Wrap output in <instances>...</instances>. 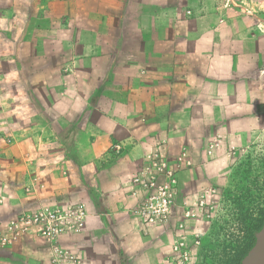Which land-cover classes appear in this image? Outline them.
Instances as JSON below:
<instances>
[{
    "label": "crops",
    "instance_id": "0c3cea01",
    "mask_svg": "<svg viewBox=\"0 0 264 264\" xmlns=\"http://www.w3.org/2000/svg\"><path fill=\"white\" fill-rule=\"evenodd\" d=\"M194 2L0 0V62H13L12 78L29 81L22 91L8 89L28 98L26 108L12 102L13 125L27 118L30 127L14 132L11 150L0 152L12 162L8 171L0 160V224L24 208L83 202L85 227L61 238L83 264H170L175 221L144 226L136 214L141 198L131 194L145 155L166 140L184 191L191 175L207 173L208 126L228 127L250 117L240 108L261 106L238 88V64L237 76L223 77L229 56L214 57L213 47L225 41L198 35V23L188 21ZM229 110L236 113L229 117ZM118 143L120 155L113 151ZM183 151L191 168L177 164ZM50 258L33 235L0 248V264H51Z\"/></svg>",
    "mask_w": 264,
    "mask_h": 264
},
{
    "label": "rangeland",
    "instance_id": "374dc122",
    "mask_svg": "<svg viewBox=\"0 0 264 264\" xmlns=\"http://www.w3.org/2000/svg\"><path fill=\"white\" fill-rule=\"evenodd\" d=\"M194 3L197 6L192 4L188 8L191 11L188 21L198 23V35H210L220 44L221 40L222 43L225 41L223 46H216L214 42L213 47L214 57L217 54L221 57V53L229 56L228 60L223 59L229 61L231 68L227 70L229 75L225 72L223 77L237 76L234 64H238L244 77L238 88L244 87L250 100L258 98V104L261 105L258 107L259 115L252 116V112L258 108H254L256 106L253 107V102L250 101L252 105L249 109L238 110L239 114L243 111L250 114V117L234 121L228 127H217L215 123L208 126L207 129L212 132L207 134L211 139L205 143L206 159L203 162L208 167L207 173L191 175V179H187L186 190L182 191L179 198L181 204L185 197L192 200L199 198L200 193L204 191H220V196L211 198L215 200L212 204L215 208L213 220L207 223L203 213V218L198 224V230L204 238L202 245L195 250L191 264H233L242 250V245H245V248L247 242L253 237L255 239L260 231L254 232L250 238L251 230L248 225H252V220L256 219L254 215L258 208L256 203L259 194L261 199L264 197V0H195ZM193 6L198 9L197 14H194ZM242 38L245 39L244 43L238 44ZM1 44L2 42L0 57L3 50ZM238 52L244 57L235 58L234 55ZM255 55L260 57L258 61H254ZM13 66L11 61L0 62V152L9 148L11 150L14 132L27 134L30 129L27 118H21L19 125H13L12 102L18 101L26 108L28 98L27 94L22 92L10 94L8 89L15 87L22 91L29 85L27 78H12ZM37 82L36 85H40V79ZM22 111L27 112L26 109ZM233 112L235 111L229 110L228 116ZM219 116L223 119L226 114L221 110ZM24 144L27 151L24 153L26 163L30 153L28 143ZM188 156L190 158V155ZM0 160L6 166L5 169H12L9 158ZM25 192L29 191L26 189ZM263 205L264 201L261 200V215H264ZM43 206L49 207L44 204ZM32 208L34 207L22 210L24 212ZM12 219L11 217L0 224V229H6Z\"/></svg>",
    "mask_w": 264,
    "mask_h": 264
},
{
    "label": "built area",
    "instance_id": "2783aa9c",
    "mask_svg": "<svg viewBox=\"0 0 264 264\" xmlns=\"http://www.w3.org/2000/svg\"><path fill=\"white\" fill-rule=\"evenodd\" d=\"M121 143L113 146L115 154L123 150ZM168 142L154 144L144 157L132 184V196L141 198L136 214L144 226L170 225L175 221L176 236L171 245L170 264H191L200 236L192 227L197 214L185 203L181 220L177 219L178 179L177 168L168 157ZM212 152H209L211 154ZM188 152L183 151L176 159L179 166H191ZM205 200H201L203 207ZM89 217L88 206L83 203L60 207H40L24 211L14 217L6 229H0V248H12L28 235L41 240L50 249L51 264H83L82 259L64 247V235L80 232Z\"/></svg>",
    "mask_w": 264,
    "mask_h": 264
},
{
    "label": "flooded vegetation",
    "instance_id": "af4514ba",
    "mask_svg": "<svg viewBox=\"0 0 264 264\" xmlns=\"http://www.w3.org/2000/svg\"><path fill=\"white\" fill-rule=\"evenodd\" d=\"M191 161V159H190ZM192 166V165H191ZM191 166L187 167V168H191ZM180 167H184V166H180ZM186 167V166H185ZM180 171L181 169L180 168H177V179H178V195H177V219L178 220H181L182 218V215L184 213V210H183V205L185 203H187V205H189V207L197 214L198 216V219L195 220L193 223H192V227H193V230L199 234L200 236V245H202L203 243V234L200 233V231L198 230L199 229V226L198 224L201 222V219L203 218V213H205V219H206V222L207 223H210V221L213 220V216H214V213H213V210L215 209L212 204L215 202V200H211V198L215 197V196H220L219 193L220 191L218 189H214L213 190V193H209V191H204V192H201L200 195H199V198L197 199H192L191 198H184L185 201H183L181 204L179 202V198L180 196L182 195V189H181V180H180ZM264 192V190H263ZM216 194V195H215ZM194 198V197H193ZM205 200L204 204H203V207H200L201 205V200ZM261 200L264 201V197L261 199L260 197V194H259V198H257V203L258 204V208L256 210V214L254 215V220H252V225H248V227L250 228L251 232L249 234V237L251 238L252 237V234L254 232H257L259 231V227H260V224H261V220H263L264 222V215H261V209H260V204H261ZM262 208H264V205L262 206ZM249 221V220H248ZM244 228V227H243ZM250 243V240L247 242V245ZM244 246L245 245H242L241 247V251H244Z\"/></svg>",
    "mask_w": 264,
    "mask_h": 264
},
{
    "label": "water",
    "instance_id": "95a60500",
    "mask_svg": "<svg viewBox=\"0 0 264 264\" xmlns=\"http://www.w3.org/2000/svg\"><path fill=\"white\" fill-rule=\"evenodd\" d=\"M241 264H264V223L256 235L253 247L243 258Z\"/></svg>",
    "mask_w": 264,
    "mask_h": 264
},
{
    "label": "trees",
    "instance_id": "16d2710c",
    "mask_svg": "<svg viewBox=\"0 0 264 264\" xmlns=\"http://www.w3.org/2000/svg\"><path fill=\"white\" fill-rule=\"evenodd\" d=\"M263 220H261V224L259 229H261ZM255 243V239L254 237L250 240V243L245 247L244 251H241L240 254L236 257V259L234 260L233 264H241V261L243 260V258L247 255V253L249 252V250L253 247Z\"/></svg>",
    "mask_w": 264,
    "mask_h": 264
}]
</instances>
